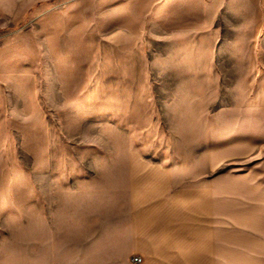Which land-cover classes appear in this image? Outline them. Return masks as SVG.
<instances>
[{"label": "rangeland", "instance_id": "1", "mask_svg": "<svg viewBox=\"0 0 264 264\" xmlns=\"http://www.w3.org/2000/svg\"><path fill=\"white\" fill-rule=\"evenodd\" d=\"M213 138L216 173L264 164V0H0V264H46L131 154L187 181Z\"/></svg>", "mask_w": 264, "mask_h": 264}, {"label": "crops", "instance_id": "2", "mask_svg": "<svg viewBox=\"0 0 264 264\" xmlns=\"http://www.w3.org/2000/svg\"><path fill=\"white\" fill-rule=\"evenodd\" d=\"M127 168L126 181L65 197L46 264H264V164L216 173L213 138L187 181L137 152Z\"/></svg>", "mask_w": 264, "mask_h": 264}, {"label": "built area", "instance_id": "3", "mask_svg": "<svg viewBox=\"0 0 264 264\" xmlns=\"http://www.w3.org/2000/svg\"><path fill=\"white\" fill-rule=\"evenodd\" d=\"M132 260H133V264H139L140 262L139 256H134Z\"/></svg>", "mask_w": 264, "mask_h": 264}]
</instances>
